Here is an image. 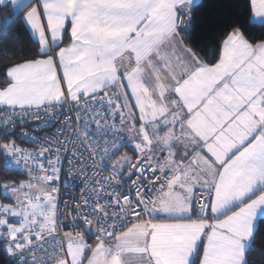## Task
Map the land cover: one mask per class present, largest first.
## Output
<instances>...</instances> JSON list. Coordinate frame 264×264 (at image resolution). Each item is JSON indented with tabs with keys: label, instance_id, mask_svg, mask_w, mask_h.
<instances>
[{
	"label": "snow or ice",
	"instance_id": "6c2138e0",
	"mask_svg": "<svg viewBox=\"0 0 264 264\" xmlns=\"http://www.w3.org/2000/svg\"><path fill=\"white\" fill-rule=\"evenodd\" d=\"M17 26L32 55L0 88V264H254L264 0H0V41ZM65 160L85 187L61 213Z\"/></svg>",
	"mask_w": 264,
	"mask_h": 264
},
{
	"label": "trees",
	"instance_id": "16d2710c",
	"mask_svg": "<svg viewBox=\"0 0 264 264\" xmlns=\"http://www.w3.org/2000/svg\"><path fill=\"white\" fill-rule=\"evenodd\" d=\"M199 2L207 6L211 4L213 0H199ZM210 14L211 10L208 7L197 8L196 15L194 18H202L205 20V24L199 27L205 28L207 30L208 39L210 40V42L203 47V50L199 54L207 61L214 62L215 55H218V52L214 55L211 49L214 47V45H217L219 43V41L222 39L223 34L217 33L214 31V29L207 27V25L210 23V21H208L207 19ZM15 31L17 33L18 38L5 39L3 41H0V88L6 86L8 82L7 70L14 64L22 63L24 58H28L32 55L30 51V48L32 47V41L28 33L24 30V28L20 26H17ZM256 38L260 39L261 37L257 35ZM13 178L14 177L10 173L4 170H0V183L4 181H11ZM23 178L24 177L20 176L15 177V179L17 180ZM0 199H2V197H0ZM256 248L258 251L264 250V240H258ZM258 251H254L249 254V259L253 261L254 264H260V257L258 255Z\"/></svg>",
	"mask_w": 264,
	"mask_h": 264
},
{
	"label": "built area",
	"instance_id": "2783aa9c",
	"mask_svg": "<svg viewBox=\"0 0 264 264\" xmlns=\"http://www.w3.org/2000/svg\"><path fill=\"white\" fill-rule=\"evenodd\" d=\"M25 130H28V129H25ZM44 133H40V135H43ZM17 143L21 146V147H24V148H34V147H37L36 145H33L31 143H28V142H22L21 140L17 139ZM123 150H127L129 151L128 148H124L122 147L120 149V152H122ZM119 153H117L118 155ZM130 154V152H129ZM113 159H115V157H113ZM77 167H79V165H77ZM105 174H107L105 172ZM73 176H79L78 173H72V175L70 176L69 175V171H68V168H67V161L65 160L64 161V171H63V178H66L68 181H69V187L67 189L65 188H61V197L62 199L60 200V203H59V211L61 213H67L69 211V209L71 208V206L77 202L81 196V192H80V189L85 187V185L83 183H81V179L82 178H78V179H75L73 180ZM62 178V179H63ZM75 185V186H73ZM65 192H68V193H71L72 196H67V195H64ZM75 197V201L73 200L72 197ZM65 201H67V204H68V207L66 208L65 207ZM74 214V213H73ZM10 222H14V220L11 218L10 219ZM64 231H80V229H71V228H68V227H65L63 229ZM93 240L94 238L92 239H88V243L91 245L93 244Z\"/></svg>",
	"mask_w": 264,
	"mask_h": 264
},
{
	"label": "rangeland",
	"instance_id": "374dc122",
	"mask_svg": "<svg viewBox=\"0 0 264 264\" xmlns=\"http://www.w3.org/2000/svg\"><path fill=\"white\" fill-rule=\"evenodd\" d=\"M12 67V66H11ZM7 72H8V70H7ZM126 150H123L122 152H125ZM119 155V154H118ZM4 202H8V201H4ZM11 219V218H10Z\"/></svg>",
	"mask_w": 264,
	"mask_h": 264
},
{
	"label": "crops",
	"instance_id": "0c3cea01",
	"mask_svg": "<svg viewBox=\"0 0 264 264\" xmlns=\"http://www.w3.org/2000/svg\"><path fill=\"white\" fill-rule=\"evenodd\" d=\"M127 151V150H126ZM130 155H131V152H130Z\"/></svg>",
	"mask_w": 264,
	"mask_h": 264
}]
</instances>
